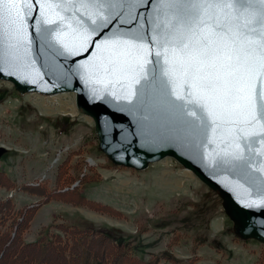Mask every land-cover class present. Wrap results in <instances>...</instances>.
<instances>
[{
    "label": "water",
    "instance_id": "obj_1",
    "mask_svg": "<svg viewBox=\"0 0 264 264\" xmlns=\"http://www.w3.org/2000/svg\"><path fill=\"white\" fill-rule=\"evenodd\" d=\"M24 4L0 0V79L18 92H73L75 106L93 122L99 150L113 164L143 169L165 156L174 158L218 195L240 238L264 243V135L245 140L236 125L219 119L213 125L200 105L189 103L194 97L187 95L188 83L164 74L178 65L171 62V51L165 53L162 39L149 42L152 63L143 73L135 49L124 43L162 38L165 25L175 24L174 17L189 7L187 0ZM43 4L52 7L43 9ZM46 18L53 23H45ZM117 51L127 55L114 65ZM174 89L185 99L177 100ZM239 127L260 131L259 125ZM4 151L0 146V154Z\"/></svg>",
    "mask_w": 264,
    "mask_h": 264
},
{
    "label": "rangeland",
    "instance_id": "obj_2",
    "mask_svg": "<svg viewBox=\"0 0 264 264\" xmlns=\"http://www.w3.org/2000/svg\"><path fill=\"white\" fill-rule=\"evenodd\" d=\"M71 98L72 92L63 96L67 105ZM62 108L44 103L38 93H20L0 79V145L7 147L0 154V170L13 181L10 188L0 187V198L10 194L16 207H37L22 240H31L51 219L49 224L84 217L95 228L114 227L111 232L118 240L143 259L264 264V243L236 239L220 198L190 170L170 156L139 170L114 165L98 148L91 118L75 108L71 115L62 114ZM66 145L57 157L54 149ZM80 171H96L100 177L93 185L78 184L77 191L115 213L75 203L76 188L68 200L57 198L69 193L63 188ZM69 175L73 180L66 178ZM25 186H38L40 192ZM51 190L58 193L52 195Z\"/></svg>",
    "mask_w": 264,
    "mask_h": 264
},
{
    "label": "snow or ice",
    "instance_id": "obj_3",
    "mask_svg": "<svg viewBox=\"0 0 264 264\" xmlns=\"http://www.w3.org/2000/svg\"><path fill=\"white\" fill-rule=\"evenodd\" d=\"M187 3L189 7L184 14L174 17L176 23L165 25L162 38L139 37L124 42L135 49L136 66L144 72L145 66L152 63L148 58L149 42L156 44L162 39L165 53L171 51V62L178 65L164 74L188 83L187 95L194 97L189 103L200 105L213 125L218 119L236 125L235 131L245 140L264 135V0H187ZM30 6L31 0H25L23 7ZM41 7L47 9L52 5ZM44 22L53 23L47 18ZM126 55V51L114 52L111 62L118 65ZM160 55L155 53L157 58ZM173 95L177 100L185 99L176 89ZM189 115L196 116V112ZM241 124L253 128L259 125L260 131H245L239 127ZM260 143L264 145V140ZM236 149L242 155L239 143Z\"/></svg>",
    "mask_w": 264,
    "mask_h": 264
},
{
    "label": "trees",
    "instance_id": "obj_4",
    "mask_svg": "<svg viewBox=\"0 0 264 264\" xmlns=\"http://www.w3.org/2000/svg\"><path fill=\"white\" fill-rule=\"evenodd\" d=\"M72 179L69 175L66 178ZM99 179L96 171L84 172L78 179L79 183L95 184ZM71 180V181H72ZM70 181V182H71ZM0 185L11 187L13 181L0 170ZM26 187V186H25ZM30 191L40 192L38 186H27ZM77 193L75 203H87L96 209H107L115 213L112 207H103L96 201L87 198L84 192L77 191V185L68 194L59 196L62 200L70 196V191ZM52 195L55 190H51ZM50 197L46 195V199ZM35 205L16 207L11 197L0 199V264H168L155 259H143L133 255L129 247L114 235L112 226L95 228L82 217L80 220L62 219L41 227L35 239L24 241L21 233L27 228ZM70 218V217H69ZM237 238L236 235H234ZM238 239V238H237ZM116 240V241H115ZM176 264L184 261L172 259ZM188 264V261H185Z\"/></svg>",
    "mask_w": 264,
    "mask_h": 264
}]
</instances>
